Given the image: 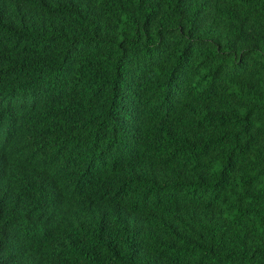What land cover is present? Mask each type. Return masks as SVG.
<instances>
[{
  "label": "trees",
  "instance_id": "1",
  "mask_svg": "<svg viewBox=\"0 0 264 264\" xmlns=\"http://www.w3.org/2000/svg\"><path fill=\"white\" fill-rule=\"evenodd\" d=\"M0 264H264V0H0Z\"/></svg>",
  "mask_w": 264,
  "mask_h": 264
},
{
  "label": "clouds",
  "instance_id": "2",
  "mask_svg": "<svg viewBox=\"0 0 264 264\" xmlns=\"http://www.w3.org/2000/svg\"><path fill=\"white\" fill-rule=\"evenodd\" d=\"M183 55H174L171 59V81H176L175 87L178 89L181 83L184 85L187 80L193 86L203 81L210 79V74L219 75V71L215 67L205 66L203 58H196L193 55L191 47H184L181 50ZM242 52V50H241ZM229 55H236V59L239 62H243L241 54H237L236 51H232ZM238 65V64H237ZM236 65V66H237ZM236 66L232 67L229 65L230 71H235ZM208 172L209 175H219L222 179H228L231 168L227 159H221L219 155L208 161Z\"/></svg>",
  "mask_w": 264,
  "mask_h": 264
}]
</instances>
